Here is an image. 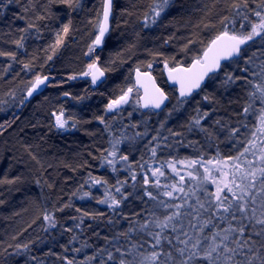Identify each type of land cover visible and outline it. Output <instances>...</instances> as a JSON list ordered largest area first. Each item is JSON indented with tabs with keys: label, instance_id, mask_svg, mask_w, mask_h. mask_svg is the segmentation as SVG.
<instances>
[{
	"label": "trees",
	"instance_id": "1",
	"mask_svg": "<svg viewBox=\"0 0 264 264\" xmlns=\"http://www.w3.org/2000/svg\"><path fill=\"white\" fill-rule=\"evenodd\" d=\"M4 2L5 0H0V3ZM259 2L260 0H256V3ZM256 3L250 2L249 8L255 9ZM152 5L153 0H114L110 30L102 48L96 54L106 77L95 88L91 86L89 79H81L79 76H82L88 65L94 61L92 53L88 54V48L98 32L97 25L101 20L103 0H79L78 5L64 4L60 0H19L18 3L8 4L6 8L0 9V51L16 52V60L0 56V125H3V128H0V179L15 180V183L0 184V253H3L0 255V264H32L33 256L36 257V264H66L64 256L74 260V264H80L101 248L112 251L116 259L108 260L105 251L97 255L91 264H101V259L105 264H118L120 254L115 252V248L127 247L124 237H120L118 241L113 239L122 232L118 227V217L126 218L122 216L123 202L116 210L97 202L92 198L90 177L99 178L105 172H113L118 176L124 172L127 181L140 187L141 193L142 186L137 179H131L132 174L138 172L141 167L138 166L139 161L133 164L128 160L125 164L119 160V157L124 155V130L118 118V111L106 110L107 103L133 86L132 72L135 67L147 69L149 65L159 84L170 95L168 105L174 100L177 101L175 89L164 79L162 62L167 60L169 65H175L201 55L209 42L223 31L220 19L223 16H235L231 0H175V5L162 14L156 24L145 27L144 16L148 14L151 19ZM24 9L28 11L25 12ZM242 11L252 21L257 20L250 11ZM18 16H23L24 19H19ZM37 16L45 18L38 20ZM240 22L237 18L235 30L247 32V28L241 30ZM28 23H35L38 31L30 29L24 33L27 36L24 48L18 49L11 41L19 38L21 33L18 29L25 28ZM65 24H69L67 35L63 34ZM229 30H233L232 25H229ZM57 33L63 36V43L53 51ZM189 40L195 43L183 50ZM258 40L261 39L256 38L249 43L254 44ZM48 56H52V59L48 60ZM236 60L225 62L221 69L211 74L206 84L197 93L186 98V101H190L199 93H202L204 98L210 88V79L221 77L224 74V66ZM25 63L30 65L29 69H24ZM38 74L51 76L50 82L42 92L28 102L21 103ZM70 76L76 78L69 79ZM229 89V94H225L226 89L222 88L215 101L224 115L237 122L247 116L237 115L242 112L246 102L244 85L236 81L229 85ZM66 92L69 96L63 99L61 95ZM81 97L84 99H80ZM9 101L15 106L4 111ZM72 101L79 104V108L83 110L81 118H74L77 123L75 128L59 130L54 126L53 113L57 108L68 111ZM203 101L206 103L205 99ZM142 114L148 115L149 123L155 122L157 113L147 111ZM97 117H102L104 123ZM204 121H201V125ZM257 125L258 122L253 125V130ZM193 131L197 133L199 130ZM200 134L213 153L217 154L219 151V157L236 155V148H232V143L227 141L226 133L215 134L212 140H209L205 133ZM169 137L180 148H189L195 155L203 153L195 141H191L195 142L192 147L182 135ZM117 140L121 142L116 144ZM155 143L158 145L157 141ZM239 147L240 145L237 148ZM114 150L117 151V171H113L107 164L102 166L103 156ZM33 156L36 157L35 160L32 159ZM248 159L254 160L255 157L248 154ZM176 167L180 174L185 173L186 190L194 188L204 175L198 164L193 168H183L179 165ZM189 171L193 172L194 179L186 175ZM164 173L168 178L167 184L179 181V176L171 167L165 166ZM120 178L118 179L121 181ZM36 181L40 183L37 184ZM160 183L164 185L163 179ZM150 190L156 192L154 188ZM85 192L91 197L84 196ZM112 195L120 198L117 193ZM65 204H71V207L55 211L56 227H49L43 219L44 213H52L54 208L59 209ZM93 206L97 210H93ZM151 208L152 202L149 201L145 211L138 212L140 215L136 216V219L142 221L146 210ZM76 209L81 211L77 212ZM85 212L90 215L84 216ZM157 214L162 218L165 211L157 209ZM77 224L79 227H76ZM224 226L226 225L221 224V227ZM67 228H71L72 232L65 231ZM73 235L77 236V239L69 243ZM131 235L133 240L150 239L146 235ZM105 237L109 238L107 243ZM18 244H28L29 250L16 255L15 246ZM62 246H66L67 250ZM75 248H80L81 251H73ZM141 251L147 252L150 248L145 244Z\"/></svg>",
	"mask_w": 264,
	"mask_h": 264
},
{
	"label": "snow or ice",
	"instance_id": "2",
	"mask_svg": "<svg viewBox=\"0 0 264 264\" xmlns=\"http://www.w3.org/2000/svg\"><path fill=\"white\" fill-rule=\"evenodd\" d=\"M14 2L18 3L19 0H5L4 3H0V9L6 8L8 4ZM60 2L68 5L79 4V0H60ZM250 2L256 3V0H231V8L235 10V16H223L219 21L223 26V31L219 32L209 42L202 56L194 57L189 68H170L169 79L180 84L179 95L176 99L177 105L182 106L186 102V98L192 95L193 90L201 88V82L205 77H209V74H215L221 69L222 60L244 59L246 65L252 66V70L250 71L248 67H245L242 71L246 75L243 77L225 73L223 84L231 85L238 80H242L244 85L250 89L246 93L247 100L242 107V112L237 115L246 116L253 110L255 104L259 102L260 116L258 125L254 130L250 131V135L246 140L239 139L240 127L229 128L226 139L235 141L233 148H236V155H228L215 162L216 169L219 172L218 177L214 176L212 170L205 168V174L194 188L185 189V176L181 175L180 170L172 163L168 166L179 176V181L176 183L161 185L159 177L164 176L165 173L160 168L152 169L151 175L155 178L154 180L150 181L148 175L145 174L143 178V186H145L143 195L137 198L143 200L146 197L145 204L151 201L152 208L146 210V216L142 221H132L126 231L118 233L113 238L118 241L120 237H124L127 241V247L115 248V252L120 254L118 264H264V60L256 63L254 57L257 56V53L253 52L251 56H246L242 48V46L247 45L256 38L264 40V0L256 3L255 9L249 8ZM174 5L175 0H153L151 19H149L148 14L144 16L145 27L150 26V24H156L162 14ZM112 9L113 0H103V20L98 22V34L95 36L92 45L89 46L88 54L95 51V46L102 43L105 33L109 31L108 22ZM242 10L250 11L257 20L252 21ZM24 11L27 12L28 10L24 9ZM17 18L24 19L23 16H18ZM44 18V16L36 17L38 20ZM237 18L241 21V30L247 28L249 29L247 32H237L235 30ZM69 24L63 26L64 35L69 32ZM229 25L233 26V30H229ZM209 26L214 27V25H205V27ZM30 29L38 31L35 23H28L25 28L18 29L21 35L18 39L11 41L18 49L24 48V41L27 39L24 33H27ZM62 43L63 36L57 33L53 51ZM194 43L195 41L189 40L184 45L183 50H187L189 45ZM261 55H264V52ZM0 56H8L12 60H16V52L0 51ZM47 59L51 60L52 56H48ZM98 59L99 57H97ZM167 66L168 61L165 60V67ZM29 68L30 65L25 63L24 69ZM88 69V72H84L81 75H91L93 84H96L104 76V71L97 67L95 61L88 65ZM193 69L198 70L193 72ZM136 73L138 82L141 76L152 79L149 73H141L139 68L136 69ZM181 73L184 75H180ZM75 78V76L69 77V79ZM48 80L49 77L46 75H36L34 82L28 89L27 97H31L39 86L45 84ZM133 90V87H129L117 99L111 100L106 106V110H119L122 105L129 103V95ZM64 95L68 96L69 93L66 92ZM80 99H84V97ZM141 99H144V104L142 105L144 108L161 109L162 106H166L165 102L169 100V96L162 88L156 86L153 81L151 93L145 89V97ZM204 99L208 100L209 96L206 95ZM136 103H139V100ZM173 110H175V106ZM53 115L55 116L54 126L59 130H68L77 126L76 121L72 120V117L65 118L63 109L58 115L56 113H53ZM169 115H171V112H169ZM208 116L209 113L207 111L200 113L199 109H197V116L190 121L188 131L198 129L200 132L205 133L209 140L214 139L215 134L201 125V121ZM97 119L104 123L102 117H97ZM70 120H72L71 124L69 123ZM214 123L221 125V128L228 127L227 125H222L219 119L214 121ZM237 123L241 127H247L242 121H237ZM161 127H164L163 122ZM0 128H3V125H0ZM169 132L172 136L182 135L178 132H172L170 129ZM136 135H147V132L143 134L137 133ZM157 138V136H153L152 140L156 141ZM120 142L117 140L116 144ZM237 145H240V147L237 148ZM189 146L194 147L195 142H189ZM156 151V147L151 148L153 156L156 155ZM257 151L259 155H257ZM248 154H251L255 159H248ZM217 155L219 156V151ZM109 156L112 159H109ZM116 156L117 151L115 150L104 155L102 166L107 164L113 171H117ZM32 159L35 160L36 157L33 156ZM119 160L127 164L128 156L121 155ZM209 162L211 163V161ZM180 163H186L187 167L193 168L200 161L193 159L186 162L180 161ZM221 165L230 168L231 171H223ZM141 167L143 168L144 165H141ZM186 175L194 179L192 171L187 172ZM90 179L93 184H107V181L101 178L90 177ZM131 179L133 181L136 180L134 173ZM209 182L215 185V191L208 190L207 183ZM2 183H15V180L0 179V184ZM36 183L39 184L40 182L36 181ZM117 184L120 186L115 188V192L120 195L119 199L106 191L105 199L99 201V203L107 204L113 210L118 209L124 200L134 194H124L121 191L127 184V180H118ZM49 187H52V185H49ZM133 188H136L135 184ZM150 188L156 189L155 194ZM161 189L163 190L161 191ZM177 193L181 195H176ZM83 195L88 196L89 193L85 192ZM177 200L180 202L177 203ZM67 207H71V204H65L59 209L54 208L52 213H44L43 219L48 223L49 227H56L57 220L54 212L63 211ZM157 209L165 211L162 218L157 214ZM76 211L80 212L81 210L76 209ZM83 215L87 216L90 214L85 212ZM134 215L138 217L140 214L136 213ZM73 219L75 220L76 217H73ZM80 219L83 222V217ZM221 224L226 226L221 227ZM76 227H79V224ZM206 230L209 231L206 232ZM65 231L72 232V229L67 228ZM132 233L139 234L142 237L146 235L150 239L146 241L143 239L133 240ZM76 239L77 236L73 235L69 243ZM104 239L106 243L109 241L108 237ZM145 244L149 246L150 251H141ZM9 247H12V245H9ZM62 247L67 250L66 246ZM28 250V244L15 246L16 255L26 253ZM4 251L6 252L7 250L5 249ZM73 251L79 252L81 249L75 248ZM105 251L107 250L103 248L97 249L96 254L86 257L85 261H81L80 264H91V261L95 260L97 255ZM0 255H3V253H0ZM128 257H131V259H128ZM31 259L35 260L36 257L33 256ZM107 259H116L112 251H107ZM63 260L66 264H74V260L68 259L67 256H64ZM101 264H105L103 259H101Z\"/></svg>",
	"mask_w": 264,
	"mask_h": 264
},
{
	"label": "rangeland",
	"instance_id": "3",
	"mask_svg": "<svg viewBox=\"0 0 264 264\" xmlns=\"http://www.w3.org/2000/svg\"><path fill=\"white\" fill-rule=\"evenodd\" d=\"M243 49L245 51L246 56H251L253 52L257 53V56L254 57V61L256 63H259L261 60H264V55H261V53L264 52V40H258L254 44L248 43L247 45H244ZM245 67H248L250 71L252 70V66L246 65L244 59H240V58L235 62L226 64L224 66V71H223L224 74H222L221 77H213L210 79V86H209L210 88L206 91L207 96H209V99L206 100V103L205 101H203L204 98L202 93L197 94L190 101L189 100L186 101L182 106L177 105V101L174 100L172 103L168 105L166 109L159 112V114L157 113L155 115V122L153 124L149 123L148 115L142 114L143 111H141V109L139 108V103H136V101L138 100L137 95L133 96L132 99H130L129 103L124 105L119 110H116L119 113L118 118L120 123L122 124V130H124L122 133H124L125 136V140L122 146V152L124 153V155L128 156V160L131 163L136 164V162L139 161L140 164L138 166L141 167V165H144V167L143 168L141 167L138 172L136 171L137 173L135 172L137 179L136 181H138L139 184L142 186L141 193L139 191L140 187L137 186L136 188H133L134 183L131 181H127V184L121 189V191L124 194L127 193H134V194L132 196H129L128 199L123 201L122 205L124 210L122 211L123 214L122 216L126 218L123 219V217H118L117 219L118 227L120 231L122 232L126 231L130 227V223L132 221L137 220L136 215L134 214L141 212L142 210H145L147 208V204H145L144 202L145 200H147V198L144 197V199L141 200L138 199L137 197L143 195V178L145 174L148 175L150 181L155 179L151 175L152 169L160 168L161 171L164 172L165 166H168L170 163L174 164L175 167L176 165H179L183 168H186L187 164L180 163V161L186 162L188 160L195 159L200 161L198 165L202 168L203 171L205 168H208L212 170L214 176L217 177L219 176V172L216 169L215 162L223 157H219L216 153H213V151L210 150V146L204 143L203 136L200 134L199 131L197 133H195V131L193 132L188 131L190 121L192 120L193 117H195V114L197 113V109H201L200 112L206 110L209 113V116L205 119L202 126L210 129L214 134L219 135L222 133H226V135L228 136L229 128L240 127L239 139L244 140L247 137H249L250 131L253 130V125L258 122V118L260 116L259 102L255 104L253 110L250 111L245 118L239 120L242 121L243 124L247 126V127H241L236 121H234L233 119L230 120L226 114L224 115L222 113L223 111L218 108L215 101V97L217 96V93H219L222 88L226 89L224 91L225 94L226 93L229 94L230 92L229 85L223 84V81L225 79V73H232L234 76L243 77L246 75V73L242 71ZM88 71L89 69H87L86 72ZM238 82L244 85L242 80H238ZM248 90L250 89L244 85L245 101L247 100L246 93ZM62 95L61 97H63V99L68 98L69 96V95L65 96L64 94ZM14 106L15 104L9 101L8 104H6V106L4 107V111L14 108ZM174 106H175V110H173ZM79 107H80L79 104L74 103L72 101L68 111H64L63 109L65 118L72 117V120L74 121H75L74 118L77 119L81 118V114L83 110ZM60 111L61 109L59 110V108H57L55 113L58 115ZM169 112H171V115H169ZM217 119L221 121L222 125H227L228 127L221 128V125H216L214 121H216ZM72 120L69 121L70 124ZM162 122L164 124V127H161ZM126 126L128 129H126ZM169 129L172 132L181 133L183 138L189 142L191 141L197 142L196 146L201 147L203 153L195 155V152L191 151V149L189 148L188 149L186 147L180 148L178 145H176L175 141H172L171 138L169 137V135H171ZM220 131L222 133H220ZM145 132H147V135H141V136L136 135L137 133L143 134ZM153 136L158 137L156 140L158 145H156L155 141L152 140ZM173 137H177V136H173ZM227 141L231 142L232 145L235 143L234 140L227 139ZM189 142L187 144H189ZM160 146L163 147L160 148ZM238 146L239 145H237L236 147ZM153 147H156L157 149L155 156H153L151 153V148ZM231 149L229 148V150ZM257 155H259L258 151H257ZM140 158L141 159L143 158L144 162L141 161ZM147 158L150 159L148 160ZM109 159H112V157L111 158L109 157ZM209 161H211V163ZM221 169L225 172L231 171L230 168L225 167L224 165H221ZM184 174L185 173L182 172L181 175ZM126 176L127 175L124 172L122 174L119 173L118 176L117 175L115 176L113 172L112 173L105 172L104 175H100L99 178L107 181V184L92 183V185H90L92 188V198H94L97 202H99L100 200L105 199L106 191L110 192L111 194H116L115 188L120 186L117 184V181L119 180L118 178L121 177L120 178L121 181H124L127 180ZM159 179L160 181L163 179L164 185L167 184L168 178L166 175L159 177ZM208 190L215 191V185L209 182ZM88 197L91 196L88 195ZM137 203H139V205ZM89 209L91 210L90 206ZM92 209L97 210L95 206H93ZM32 261H34V263L32 264H36L35 260Z\"/></svg>",
	"mask_w": 264,
	"mask_h": 264
},
{
	"label": "water",
	"instance_id": "4",
	"mask_svg": "<svg viewBox=\"0 0 264 264\" xmlns=\"http://www.w3.org/2000/svg\"><path fill=\"white\" fill-rule=\"evenodd\" d=\"M113 3H114V0H113ZM112 16H113V9H112V14L110 15L109 22H108V23H109V30H110V26H111V19H112ZM102 20H103V8H102V15H101V20H100V22H102ZM108 32H109V31H108ZM108 32L105 33L104 38L106 37V35L108 34ZM104 38H103V40H104ZM214 38H215V37H214ZM214 38H213V39H214ZM102 44H103V41H102V43H101L100 45L95 46V51L93 52V56H94V61H95L96 64H97V67H98L101 71H104V70L99 66V63H98V60H97V56H96V53H97V51L102 47ZM208 45H209V44H208ZM204 50H205V49H204ZM202 54H203V52H202ZM202 54H201V56H202ZM210 55H211V53H210ZM94 61H93V62H94ZM192 61H193V60H191V62H189L187 65H184V64H177V65H174V66H171V67H169V66L165 67V63H164V65H163V66H164V68H163V71H164V79H165L166 83H167L170 87H173V88L175 89V93H176V95H179L180 84H179L177 81H174V80L169 79V69H170V68H179V67L189 68V67L192 65ZM224 62H226V61H224V60L221 61V67H222V65H223ZM136 69H137V68H135V69H134V72H133V80H134L133 89H138V90L140 91V94H139V106H140V109H141L142 111L152 110L153 112H156V113H157V112H161V111H163V110L168 106V103H169V101H170V95H169V93H168V92H167V91H166V90H165V89L159 84V82H158V80H157V78H156V76H155V74H154V72H153V70H152V67H148L147 69H141V68H139V70H140L141 73H149L150 76H151V78H152V79L150 80L148 77L141 76V77L139 78V82H138V80H137ZM197 70H198V69H193L192 71H193V72H196ZM218 71H219V70H218ZM180 75H184V74L181 73ZM209 75H211V74H209ZM46 76L49 77V80L46 81L45 84L40 85L39 88H38V90L35 91L31 97H27V92H28V90L26 91L25 96H24V98H23V103L28 102L31 98H33L35 95L39 94L40 92H42V91L45 89V87L48 85V83H49L50 80H51V76H49V75H46ZM79 77H80V78H89L90 81H91V86L95 88V87H98V86L101 84L102 81H104V79H105V77H106V73H105V71H104V76L101 77L100 80H98L96 84H93V83H92V77H91V75H88V76H84V75H82V76H79ZM207 80H208V77H205V79L201 82V88L206 84ZM153 81L155 82V85H156V86L162 88V89L165 91V93L169 96V100L165 102L166 106H162L161 109L144 108V107L142 106V105L144 104V99H141V98H142V97H145V89H147L148 92L151 93V91H152V87H153ZM30 87H31V86H30ZM30 87H29V88H30ZM29 88H28V89H29ZM201 88H200V89H201ZM200 89H195V90H193L192 95L195 94L196 92H198ZM131 95H132V93L129 95V101H130V99H131ZM192 95H191V96H192ZM25 97H27V99H25ZM121 107H122V106H121ZM121 107H120V108H121Z\"/></svg>",
	"mask_w": 264,
	"mask_h": 264
},
{
	"label": "flooded vegetation",
	"instance_id": "5",
	"mask_svg": "<svg viewBox=\"0 0 264 264\" xmlns=\"http://www.w3.org/2000/svg\"><path fill=\"white\" fill-rule=\"evenodd\" d=\"M97 34H98V32H97ZM97 34H96V35H97ZM107 35H108V34H107ZM107 35H106V36H107ZM94 39H95V38H94ZM104 39H105V38H104ZM103 42H104V40H103ZM102 45H103V44H102ZM101 48H102V47H101ZM101 48H100V49H101ZM100 49H99V50H100ZM99 50H98V51H99ZM98 51H97V52H98ZM96 54H97V53H96ZM92 56H93V53H92ZM93 57H94V56H93ZM93 60H94V58H93ZM99 61H100V60L98 59V63H99ZM189 62H191V60H189L188 62L180 63V64L187 65ZM164 63H165V62H162V65H161L163 75H164V71H163V68H164L163 65H164ZM175 65H177V64H175ZM99 66H100V64H99ZM168 66L171 67V66H174V65H169V64H168ZM100 67H101V66H100ZM101 68H102V67H101ZM135 68H139V67H135ZM135 68H134V69H135ZM102 69H103V68H102ZM134 69H133V72H134ZM103 70H104V69H103ZM104 71H105V70H104ZM133 72H132V75H133ZM81 79H89V78H81ZM89 80H90V79H89ZM133 82H134V80H133ZM90 83H91V81H90ZM121 94H122V93H121ZM121 94H119V95H118L117 97H115V98L110 99V100L108 101V103H109L111 100L118 98ZM133 94H134V96L137 95V97H139L140 92H139L138 89H134L133 92H132V95H131V99H132V97H133ZM137 99H138V98H137ZM108 103H107V105H108ZM124 105H126V104H124ZM124 105H122V107H123ZM122 107H121V108H122ZM54 119H55V118H54Z\"/></svg>",
	"mask_w": 264,
	"mask_h": 264
}]
</instances>
